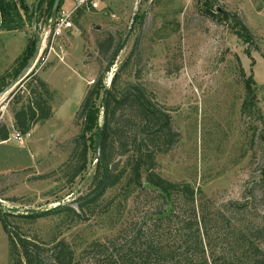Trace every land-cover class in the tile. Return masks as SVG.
<instances>
[{"label": "rangeland", "instance_id": "obj_1", "mask_svg": "<svg viewBox=\"0 0 264 264\" xmlns=\"http://www.w3.org/2000/svg\"><path fill=\"white\" fill-rule=\"evenodd\" d=\"M73 6L72 0L61 4L64 11ZM134 14L131 32L119 50ZM75 15L46 61L44 51L31 71L55 91L52 116L33 125L23 147L11 138L0 144L1 211L47 212L34 223L6 215L16 231L38 236L45 254L51 239L63 240L79 256L76 264H90L95 251L82 253L83 247L112 237L123 224L122 203L106 214L77 221L52 210L73 204L95 163L90 151L92 167L73 180L62 169L71 140L81 129L76 112L85 92L101 76L108 87L119 64L129 57L137 75L132 78L125 71L123 79L143 85L180 134L175 146L157 156L160 175L188 182L214 208L231 201L247 203L240 217L259 219L264 210V0H99L96 9H82L76 22ZM45 20L42 13L39 39ZM23 29L28 43L31 22ZM110 37L109 51L100 54L97 43ZM13 40L24 41L20 35ZM247 78L257 86L256 109L243 114ZM102 100L100 95L99 106ZM2 113L0 121L11 134L16 129L9 106ZM9 263L0 225V264Z\"/></svg>", "mask_w": 264, "mask_h": 264}, {"label": "trees", "instance_id": "obj_2", "mask_svg": "<svg viewBox=\"0 0 264 264\" xmlns=\"http://www.w3.org/2000/svg\"><path fill=\"white\" fill-rule=\"evenodd\" d=\"M62 2L59 1L55 13ZM52 3L53 0L40 1L37 23L42 13L46 19L50 17ZM33 4L26 0H0L1 26L6 30L22 29L31 22ZM81 10L75 11V22ZM28 41L21 65L34 51V34ZM112 41L110 37L103 44L97 43L99 53L106 54ZM116 50L117 47L112 56ZM125 71L132 78L137 75L130 57L119 64L108 87L101 76L85 92L76 112L81 129L71 140L63 172L73 180L92 165L88 157L90 151L95 153L101 127L98 158L89 170L84 191L78 192L73 204L58 205L52 212H61L77 221L106 214L122 203L125 217L117 232L83 247L82 253L95 251L90 264H264V210L255 219L248 215L240 217L247 203L231 201L214 208L188 182L170 181L157 171V156L175 146L180 134L173 129L168 112L157 106L143 85L137 80L123 79ZM28 76L24 91L15 92V99L9 101L14 128L22 134L52 116L55 95L39 76ZM256 88L251 78L244 79L241 113L256 109ZM100 95L103 100L99 106ZM9 134V128L0 121V142L7 140ZM139 211L143 212L136 221ZM8 214L34 223L47 212L12 214L0 209L9 264L77 263L79 256H74L63 240L51 239V247L45 248L49 253L45 254L40 238L17 232Z\"/></svg>", "mask_w": 264, "mask_h": 264}, {"label": "crops", "instance_id": "obj_3", "mask_svg": "<svg viewBox=\"0 0 264 264\" xmlns=\"http://www.w3.org/2000/svg\"><path fill=\"white\" fill-rule=\"evenodd\" d=\"M62 9V8H61ZM24 29L20 30H6L1 26L0 17V90L3 89L15 76L21 71L24 65L20 64L21 56L27 44V37L25 36ZM20 35L24 40L21 43H15L13 37ZM38 76V74H35ZM29 76L25 77L22 81L16 84L9 93L5 95V99L2 102V112L9 106V101L15 92L22 93L24 91V84L28 80ZM18 87V88H17ZM16 89H18L16 91ZM1 112V113H2ZM1 115V114H0ZM3 115V113H2ZM1 115V116H2ZM12 115V113H11ZM1 141V143H5Z\"/></svg>", "mask_w": 264, "mask_h": 264}, {"label": "built area", "instance_id": "obj_4", "mask_svg": "<svg viewBox=\"0 0 264 264\" xmlns=\"http://www.w3.org/2000/svg\"><path fill=\"white\" fill-rule=\"evenodd\" d=\"M74 6L69 11H64L60 9L57 13L53 15V17H49L44 21L42 27V34L40 36L41 40V48L39 52V56L46 52L45 58L43 61H46L48 55L53 51V44L56 42L58 38L62 36V34L69 30L72 27L71 17L76 10L83 9H96L98 7L99 0H72ZM38 56V57H39ZM37 62V61H36ZM2 112V106L0 107V114ZM30 134L26 132L22 134L17 130H13V132L9 135V138L14 139L19 145L23 147L24 139L29 137Z\"/></svg>", "mask_w": 264, "mask_h": 264}, {"label": "water", "instance_id": "obj_5", "mask_svg": "<svg viewBox=\"0 0 264 264\" xmlns=\"http://www.w3.org/2000/svg\"><path fill=\"white\" fill-rule=\"evenodd\" d=\"M41 0H35L34 4H33V13H32V18H31V29L32 32L34 34V36L36 37V43H35V48L34 51L30 57V59L26 62V64L23 66V68L21 69V71L15 76V78H13L3 89L0 90V107L2 106V102L5 99V95L7 93H9L11 91V89H13V87L18 84L20 81H22L25 77H27L32 69L34 68L36 61L38 59L39 56V52H40V48H41V40L38 37V33H37V11H38V6ZM60 0H53L52 6H51V12H50V17H53V15L55 14V11L57 10L58 4H59ZM139 1V0H138ZM138 5V2H137ZM135 18V14L132 16V22L124 36V39L119 47V50L122 48L126 38L128 37L129 33L131 32V27H132V23L134 21ZM104 104V102H103ZM100 138H101V127H99L98 132H97V136H96V140H95V161L98 158V149H99V143H100ZM3 207L2 201L0 200V208Z\"/></svg>", "mask_w": 264, "mask_h": 264}]
</instances>
